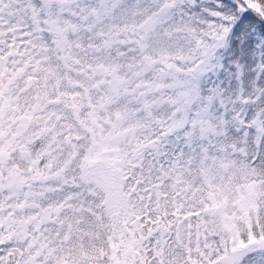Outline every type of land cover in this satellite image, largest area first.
<instances>
[{"label": "snow or ice", "instance_id": "1", "mask_svg": "<svg viewBox=\"0 0 264 264\" xmlns=\"http://www.w3.org/2000/svg\"><path fill=\"white\" fill-rule=\"evenodd\" d=\"M0 264H264V0H0Z\"/></svg>", "mask_w": 264, "mask_h": 264}]
</instances>
